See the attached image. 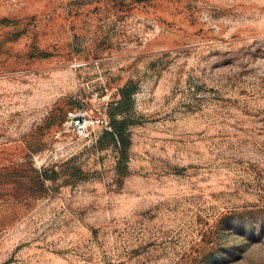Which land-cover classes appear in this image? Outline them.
I'll use <instances>...</instances> for the list:
<instances>
[{
    "label": "rangeland",
    "instance_id": "1",
    "mask_svg": "<svg viewBox=\"0 0 264 264\" xmlns=\"http://www.w3.org/2000/svg\"><path fill=\"white\" fill-rule=\"evenodd\" d=\"M0 264H264V0H0Z\"/></svg>",
    "mask_w": 264,
    "mask_h": 264
},
{
    "label": "trees",
    "instance_id": "2",
    "mask_svg": "<svg viewBox=\"0 0 264 264\" xmlns=\"http://www.w3.org/2000/svg\"><path fill=\"white\" fill-rule=\"evenodd\" d=\"M132 93L133 88L130 84L118 90L119 100L115 102L114 111L108 114L110 119V131L103 132V136L107 139L109 145L114 146L122 158L128 146L127 124L125 119L116 120V117L123 113L122 107L128 103ZM51 173L54 175L53 170Z\"/></svg>",
    "mask_w": 264,
    "mask_h": 264
},
{
    "label": "built area",
    "instance_id": "3",
    "mask_svg": "<svg viewBox=\"0 0 264 264\" xmlns=\"http://www.w3.org/2000/svg\"><path fill=\"white\" fill-rule=\"evenodd\" d=\"M67 119L70 123H73L79 129L80 133L83 131L82 128L79 127V124L82 123L83 121L78 114L68 112Z\"/></svg>",
    "mask_w": 264,
    "mask_h": 264
}]
</instances>
